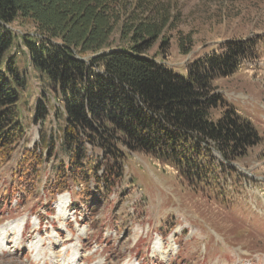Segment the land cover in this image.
Wrapping results in <instances>:
<instances>
[{"label":"rangeland","instance_id":"obj_1","mask_svg":"<svg viewBox=\"0 0 264 264\" xmlns=\"http://www.w3.org/2000/svg\"><path fill=\"white\" fill-rule=\"evenodd\" d=\"M165 1L176 9L177 29L168 34L167 50L157 43L149 54L177 74L185 76L193 61L229 40L257 41L255 58L214 86L253 123L261 143L206 188L190 186L170 165L125 151L121 180L89 210L94 180L70 182L62 194L54 188L61 157L48 159V139L58 150L64 120L22 42L36 28L20 18L9 26L15 35L10 54L26 79L25 135L9 159H0V264H264V0ZM178 32L193 35L187 56L179 52ZM39 101L49 116L35 122ZM35 148L42 160L32 174L24 154Z\"/></svg>","mask_w":264,"mask_h":264},{"label":"trees","instance_id":"obj_2","mask_svg":"<svg viewBox=\"0 0 264 264\" xmlns=\"http://www.w3.org/2000/svg\"><path fill=\"white\" fill-rule=\"evenodd\" d=\"M175 10L165 0H0V159H9L25 135L20 99L26 79L10 54L15 35L9 28L21 18L36 28L22 42L64 120L61 145L57 150L49 137L46 154L61 157L56 191L94 180L86 205L99 207L121 180L125 151L170 165L190 186L215 184L226 166L262 140L214 86L255 58L257 41L229 40L182 76L149 54L157 43L161 51L169 48ZM177 42L182 55L191 53V33L178 32ZM48 116L39 101L35 122ZM24 159L34 174L42 160L36 148Z\"/></svg>","mask_w":264,"mask_h":264}]
</instances>
